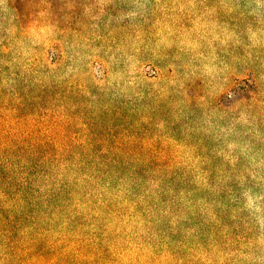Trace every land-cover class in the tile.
I'll list each match as a JSON object with an SVG mask.
<instances>
[{"label": "rangeland", "instance_id": "374dc122", "mask_svg": "<svg viewBox=\"0 0 264 264\" xmlns=\"http://www.w3.org/2000/svg\"><path fill=\"white\" fill-rule=\"evenodd\" d=\"M0 264H264V0H0Z\"/></svg>", "mask_w": 264, "mask_h": 264}]
</instances>
